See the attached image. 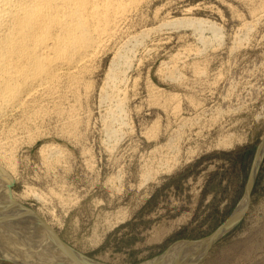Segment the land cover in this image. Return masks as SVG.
<instances>
[{
    "label": "rangeland",
    "instance_id": "obj_1",
    "mask_svg": "<svg viewBox=\"0 0 264 264\" xmlns=\"http://www.w3.org/2000/svg\"><path fill=\"white\" fill-rule=\"evenodd\" d=\"M157 8L163 20L195 19L220 33L199 31L214 38L206 46L181 26L157 36L152 54L140 52L117 139L102 130L96 93L69 136L51 121L23 137L6 191L39 224L34 234L53 231L44 232L49 248L60 247L48 250L55 258L38 249L33 264H264V0H154L149 12ZM176 53L187 56L170 79L161 65ZM43 144L56 146L59 166L43 164ZM7 255L0 264H18Z\"/></svg>",
    "mask_w": 264,
    "mask_h": 264
},
{
    "label": "bare ground",
    "instance_id": "obj_2",
    "mask_svg": "<svg viewBox=\"0 0 264 264\" xmlns=\"http://www.w3.org/2000/svg\"><path fill=\"white\" fill-rule=\"evenodd\" d=\"M153 1L0 0V253L8 251L10 259L18 264H28L32 260H37L40 249H44L45 255L52 254V252L48 254V250H51L49 247L53 244L51 241L48 243L49 237L44 234V232L51 234L50 232L53 231L48 230L42 233L39 231L40 234L35 235L34 231L39 230V224L37 225L34 220H29V216L26 217L27 213L24 214L22 207L16 206L15 201V203L12 202L10 192L6 191V185L13 177L9 175V171L13 172L17 169L16 160L18 159L15 155L18 153L16 150L21 147V140L26 136H33L34 139V136H38L44 129L43 127L51 121L59 126V133L62 132L69 136L72 130L74 131V128L80 125L82 115H79V110H83V104L95 93L98 105L104 107L102 112L104 116L102 117V124H104L102 128H104L102 130L110 139L108 141L117 139L119 131L123 132V128L119 129L122 126L125 127L123 124L126 123L124 122L126 121L124 105L129 97H126L127 88H129L127 83L131 79L128 80V73L134 67L136 60L141 61L140 52H145V56L152 54L155 45L158 44L154 42L157 36L161 39L159 36L162 34L167 35L181 26L194 27L193 34L198 35L199 31L209 27L215 39L220 33L217 27L197 23L195 19L163 20L164 18L160 17L159 8L153 9L152 13L149 12ZM157 19L160 20L156 25L148 26V21ZM244 27L250 28V26ZM203 34L199 35V40L203 45L208 46L214 38ZM109 54H111L109 64L105 72L102 71L104 72L103 78L98 84L95 75L100 63ZM186 56L184 53L173 55L172 62L162 63L163 76L174 79V75L176 76L179 69L184 67L182 65ZM109 144L113 146L110 142ZM38 152L45 166L46 163L52 164V167L58 165L60 159L57 160L56 146L43 144ZM18 218L22 222L26 219L29 222L25 224L26 222L21 223L20 221L22 225L16 224L19 223L16 222ZM28 233L33 235L32 238L30 240L23 238L22 241V236ZM31 242L33 245L32 249L30 248L32 246L29 247L31 252L23 251V247L26 249L25 246ZM56 247L59 246L56 245ZM56 247L54 246V250L51 251L55 253ZM63 247L64 250L67 249L66 246L63 245ZM58 251L62 252L61 249ZM70 254L73 253H69L68 256ZM184 257V254L180 255V259ZM42 258L45 257L42 256ZM59 260L56 262L60 263ZM75 261L77 259L72 262Z\"/></svg>",
    "mask_w": 264,
    "mask_h": 264
}]
</instances>
